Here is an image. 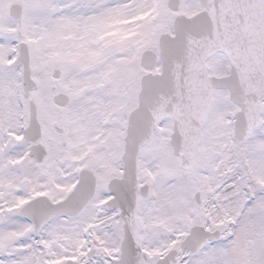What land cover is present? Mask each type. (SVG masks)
Here are the masks:
<instances>
[{
    "label": "snow or ice",
    "instance_id": "snow-or-ice-1",
    "mask_svg": "<svg viewBox=\"0 0 264 264\" xmlns=\"http://www.w3.org/2000/svg\"><path fill=\"white\" fill-rule=\"evenodd\" d=\"M0 264H264V0H0Z\"/></svg>",
    "mask_w": 264,
    "mask_h": 264
}]
</instances>
